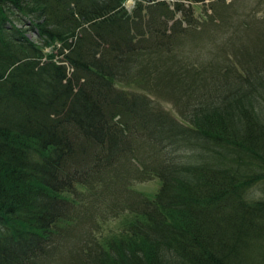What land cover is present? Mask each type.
<instances>
[{
	"label": "trees",
	"instance_id": "obj_1",
	"mask_svg": "<svg viewBox=\"0 0 264 264\" xmlns=\"http://www.w3.org/2000/svg\"><path fill=\"white\" fill-rule=\"evenodd\" d=\"M125 1L0 0V264H264V8Z\"/></svg>",
	"mask_w": 264,
	"mask_h": 264
},
{
	"label": "rangeland",
	"instance_id": "obj_2",
	"mask_svg": "<svg viewBox=\"0 0 264 264\" xmlns=\"http://www.w3.org/2000/svg\"><path fill=\"white\" fill-rule=\"evenodd\" d=\"M225 1L227 3L229 2L232 5L231 9L236 12V13H233L231 15L232 20H236L240 17L246 16L245 13H249L252 8H260V9L264 8V0H225ZM133 3H134V0H126L125 1V5L128 9H130V7L132 6ZM202 10H204V8ZM211 11H212V8L207 7V13H209ZM228 13H229V11H228ZM217 15L218 14L216 12H213V14H212V17L215 20L214 21L215 22V24H214L215 30L214 31L219 30V29L221 30L220 27L222 25V24L219 25V19H218ZM242 19H244V18H242ZM197 27H198V29H200L199 28L200 25H198ZM226 34H229V33H226ZM27 35L29 37H34V32L33 31H27ZM232 44L238 48L240 45V41H238L237 43L232 42ZM184 47H186L188 49H192V47L189 45L188 42L187 43L185 42ZM176 50H178L177 47H176ZM246 50H248L247 52H250L249 50L253 51V48H251V49L248 48ZM243 52L246 53V51H243ZM183 59H184V57L176 59L175 63L173 65L169 64V63H167V64L164 63L163 67L160 68V71L162 73H164V75H166L165 78L160 80L159 75H158V78L155 77L154 80L151 79V81H150L151 85L159 83L158 87H161L160 88L161 92L160 91L157 92L158 89L155 88L154 91L151 93V97H153L154 101L156 103H159V106L161 105L162 108L167 109L170 113L176 115L179 118H181L180 113H179V108L181 107V102L179 100V96H180V93L182 92V89L184 88V77L187 80L192 79L191 75L185 73V71H184V60ZM151 63H153V62H151ZM122 85L124 87H130V86H127L126 84H122ZM159 184H160V178L154 177L152 179H146L144 181L135 182L133 184V186H134V188H136L140 191H143V192L147 193L148 195H152L155 192L156 188L159 186ZM107 226L115 228L116 227L115 219L108 221ZM82 228L84 229L83 232L79 229H75V230H73L72 233H70V232L68 233V235H69L68 236V238H69L68 243H66L65 246H61L57 250L56 256L52 257L53 261L51 264H67V262L65 263L64 259L61 258V257H63L61 252L66 250L67 247L73 248L76 245V243H78L79 240L84 239V237H85L84 233L87 231V225L84 224L82 226ZM103 232H105V229H104V231L102 230V233Z\"/></svg>",
	"mask_w": 264,
	"mask_h": 264
}]
</instances>
